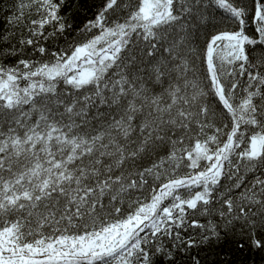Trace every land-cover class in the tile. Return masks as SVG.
<instances>
[{"label": "snow or ice", "instance_id": "6c2138e0", "mask_svg": "<svg viewBox=\"0 0 264 264\" xmlns=\"http://www.w3.org/2000/svg\"><path fill=\"white\" fill-rule=\"evenodd\" d=\"M64 5L15 0L10 24L36 18L0 47V264H202L222 231L264 248V0H102L50 50ZM216 12L237 30L206 33Z\"/></svg>", "mask_w": 264, "mask_h": 264}, {"label": "trees", "instance_id": "16d2710c", "mask_svg": "<svg viewBox=\"0 0 264 264\" xmlns=\"http://www.w3.org/2000/svg\"><path fill=\"white\" fill-rule=\"evenodd\" d=\"M251 3V0H248ZM15 0H0V36H7L8 42L0 44V47L7 48L9 44L18 45L19 39L27 37L26 26L30 19H35V15L25 17V20L18 26H14L8 22L13 15V4ZM102 0H65L61 14L72 27L65 32L64 36H58L45 42V46L50 50L56 48H66V40L75 42L80 39L79 29L83 27L87 20L94 18ZM217 17L215 27L208 25L206 33H214L216 31H234L237 26L220 19L221 13H214ZM247 34L254 36V25L249 20L246 27ZM259 49V46H257ZM16 57H0V61L6 64L15 63ZM219 111V106H216ZM225 122H227L225 120ZM219 123V122H218ZM227 131V130H226ZM201 223H207L209 219L219 224L220 218L217 215L212 216H196ZM191 231V230H190ZM221 240L213 243L211 247H205L199 250L202 264H264V248H255L250 241L244 239L241 235L229 232L226 236L221 232ZM243 244V247L239 245ZM157 264L160 261L157 260Z\"/></svg>", "mask_w": 264, "mask_h": 264}]
</instances>
